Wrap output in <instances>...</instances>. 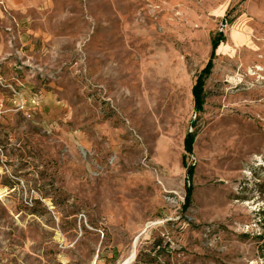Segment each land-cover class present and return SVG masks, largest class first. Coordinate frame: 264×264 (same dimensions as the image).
Returning <instances> with one entry per match:
<instances>
[{
  "label": "rangeland",
  "instance_id": "obj_1",
  "mask_svg": "<svg viewBox=\"0 0 264 264\" xmlns=\"http://www.w3.org/2000/svg\"><path fill=\"white\" fill-rule=\"evenodd\" d=\"M124 262L264 264V0H0V264Z\"/></svg>",
  "mask_w": 264,
  "mask_h": 264
},
{
  "label": "trees",
  "instance_id": "obj_2",
  "mask_svg": "<svg viewBox=\"0 0 264 264\" xmlns=\"http://www.w3.org/2000/svg\"><path fill=\"white\" fill-rule=\"evenodd\" d=\"M225 39V36L222 32L217 33V35L211 40V49L210 54L208 57V60L204 67L199 71V73L196 76L194 87L192 89V97H193V107L194 111H201L203 104H204V83L205 79L209 76L211 69L213 67V59L215 56V51L219 44L223 42ZM183 149L185 154L190 155L193 151L192 148V140L190 135H187L184 139ZM186 155H183L182 157V163L185 167V173L187 175V181L188 186L185 189L184 194V202H183V210H185L191 202V195H192V185L190 183L191 179V173L193 171V167L191 165H187L186 163Z\"/></svg>",
  "mask_w": 264,
  "mask_h": 264
},
{
  "label": "bare ground",
  "instance_id": "obj_3",
  "mask_svg": "<svg viewBox=\"0 0 264 264\" xmlns=\"http://www.w3.org/2000/svg\"><path fill=\"white\" fill-rule=\"evenodd\" d=\"M235 38H236V40H238L240 42L246 41L245 34H241V33H238V32L235 34ZM252 47H254V46H252ZM256 69L262 70L260 67H258V68L256 67ZM120 264H126V263L124 262V263H120Z\"/></svg>",
  "mask_w": 264,
  "mask_h": 264
}]
</instances>
